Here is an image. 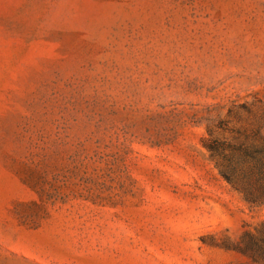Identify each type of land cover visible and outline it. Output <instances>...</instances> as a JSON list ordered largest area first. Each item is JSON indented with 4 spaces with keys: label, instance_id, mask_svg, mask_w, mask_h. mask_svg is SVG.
<instances>
[{
    "label": "rangeland",
    "instance_id": "rangeland-1",
    "mask_svg": "<svg viewBox=\"0 0 264 264\" xmlns=\"http://www.w3.org/2000/svg\"><path fill=\"white\" fill-rule=\"evenodd\" d=\"M263 162L264 0H0V264H264Z\"/></svg>",
    "mask_w": 264,
    "mask_h": 264
},
{
    "label": "trees",
    "instance_id": "trees-1",
    "mask_svg": "<svg viewBox=\"0 0 264 264\" xmlns=\"http://www.w3.org/2000/svg\"><path fill=\"white\" fill-rule=\"evenodd\" d=\"M212 148V147H211ZM254 174L244 176L245 185H238L246 199L253 204H264V162L256 167ZM222 175L230 182L236 184L232 171L223 170ZM249 249L264 258V241L253 242Z\"/></svg>",
    "mask_w": 264,
    "mask_h": 264
}]
</instances>
